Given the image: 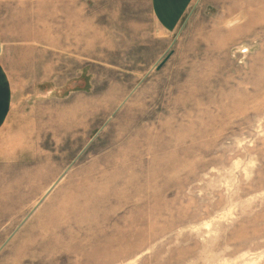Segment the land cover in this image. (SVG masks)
Instances as JSON below:
<instances>
[{
	"label": "rangeland",
	"instance_id": "rangeland-1",
	"mask_svg": "<svg viewBox=\"0 0 264 264\" xmlns=\"http://www.w3.org/2000/svg\"><path fill=\"white\" fill-rule=\"evenodd\" d=\"M146 12L0 50V264H264V1Z\"/></svg>",
	"mask_w": 264,
	"mask_h": 264
},
{
	"label": "crops",
	"instance_id": "crops-1",
	"mask_svg": "<svg viewBox=\"0 0 264 264\" xmlns=\"http://www.w3.org/2000/svg\"><path fill=\"white\" fill-rule=\"evenodd\" d=\"M191 1L0 0V50L7 48L100 49L103 24L108 27L104 30L105 32H115L118 16H121L123 8L126 16H134V14L142 13L146 7V14L153 19L154 31L169 33L181 22ZM126 24L134 25L132 21L127 20ZM74 39L76 41L73 42ZM68 40L70 43L65 44ZM0 68L2 70L0 72L1 128L6 122V60L1 53Z\"/></svg>",
	"mask_w": 264,
	"mask_h": 264
},
{
	"label": "bare ground",
	"instance_id": "bare-ground-1",
	"mask_svg": "<svg viewBox=\"0 0 264 264\" xmlns=\"http://www.w3.org/2000/svg\"><path fill=\"white\" fill-rule=\"evenodd\" d=\"M262 1H264V0H262ZM86 196V195H85ZM94 197V196H93ZM111 198V197H110ZM79 199V198H78ZM111 200V199H110ZM73 201V200H72ZM88 201V200H87ZM99 201V200H98ZM104 201V200H103ZM74 202V201H73ZM77 202H78V200H77ZM96 202V201H95ZM95 202H94V204H95ZM72 204V203H71ZM91 204V203H90ZM98 204V203H97ZM73 205V204H72ZM79 205V204H78ZM81 205H82V203H81ZM85 206H87V204L85 205ZM74 207V206H73ZM90 209V208H89ZM89 211V210H88ZM70 220V219H69ZM72 220H73V218H72ZM93 222V221H92ZM64 235V234H63Z\"/></svg>",
	"mask_w": 264,
	"mask_h": 264
},
{
	"label": "water",
	"instance_id": "water-1",
	"mask_svg": "<svg viewBox=\"0 0 264 264\" xmlns=\"http://www.w3.org/2000/svg\"><path fill=\"white\" fill-rule=\"evenodd\" d=\"M162 64H160L159 66H158V68L161 66Z\"/></svg>",
	"mask_w": 264,
	"mask_h": 264
}]
</instances>
